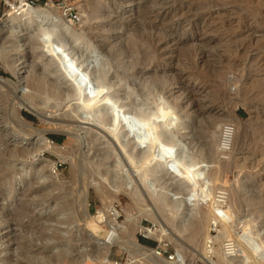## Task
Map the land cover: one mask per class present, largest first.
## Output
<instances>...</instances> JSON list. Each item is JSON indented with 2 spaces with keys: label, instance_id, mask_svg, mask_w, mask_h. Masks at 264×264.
<instances>
[{
  "label": "rangeland",
  "instance_id": "1",
  "mask_svg": "<svg viewBox=\"0 0 264 264\" xmlns=\"http://www.w3.org/2000/svg\"><path fill=\"white\" fill-rule=\"evenodd\" d=\"M57 1L61 0H55L59 7ZM20 3L0 0V49L5 52V58H0V163H7L9 170L0 176V264L5 259L7 264H39L36 258L48 261L53 257L56 261L51 259V264L64 258L66 264H73L65 254L67 249L76 256L84 254L83 248L90 243L87 239L91 236L87 228L90 222L85 226L80 220L81 190L86 193L88 212L93 217L113 202L121 214L119 222L131 212L140 224L153 231L160 230L162 225L170 233L161 241L138 233L136 227L130 233L137 243L157 249L164 258L180 251L188 264H264V0L61 2V6L68 5L81 18L72 22V29L108 61L109 88L101 95L95 92L94 105L90 103L89 108H101L105 103L117 108L120 102L128 107L135 100L130 102L126 98L127 90L133 93L132 98L147 101L151 108L163 106L167 114L177 117L178 127H184L173 130H177L183 144L207 173L205 180L194 181L195 208L201 227L194 237L190 228L180 232L171 206L159 202L143 186V176L151 173V164L143 159L131 162L111 123L101 124L94 116L78 117L76 110L87 109V104L83 101V89L78 88L67 65L73 53L66 60L60 56L75 50L73 38L64 39V47L58 51L53 40L50 42L33 27L35 35L19 32L22 21L8 26ZM29 3L44 6V0ZM55 6L48 9L57 12ZM54 59L58 67L53 66ZM40 79L45 80V87L53 84L60 88L59 95L34 86ZM28 106L38 114L30 112ZM12 109L28 125L19 124ZM223 125L235 127L236 132L233 150L220 153L217 145ZM125 128L120 127V133ZM35 130H42L47 141L65 152L64 157L47 150L37 158H9L13 149L32 147ZM68 131L87 135L86 147L80 149L77 138ZM82 156L84 160L80 161ZM118 158L122 161L118 170L132 180L130 193H113L109 181L104 179L109 176L105 171H110ZM45 160L52 163L46 169L56 176L57 186L45 188L39 175L25 181L12 180L20 165L40 168ZM101 160L104 162L100 165ZM92 179L103 180L102 192L89 184ZM147 206L157 214L148 215ZM212 218H218L224 239L237 244L235 258L220 256V241L224 239L214 240V260L205 257L204 237ZM101 226V231L107 230ZM217 233L218 230L211 232L212 236ZM143 239L154 243H145ZM119 247H111L109 258L126 264L129 254Z\"/></svg>",
  "mask_w": 264,
  "mask_h": 264
},
{
  "label": "bare ground",
  "instance_id": "2",
  "mask_svg": "<svg viewBox=\"0 0 264 264\" xmlns=\"http://www.w3.org/2000/svg\"><path fill=\"white\" fill-rule=\"evenodd\" d=\"M20 1H21L20 5L16 8L17 12L15 11V13L11 15L12 19L9 20L11 23L10 24L8 23L9 24L8 26L11 27L17 26L15 24L18 22L21 23L20 21H22L23 28L27 29L29 27L30 28L33 27L35 30H37V32L44 33L50 42L53 40V42L56 43L55 50L58 51H60V49L64 47V43L66 41V40L64 41V39L66 38L68 39V37L73 38V42L75 43L74 44L75 46L73 48L75 49L74 51L76 52H74L73 50L69 51V53L63 52L60 56L62 59L66 60L67 55L73 53L71 58H69L67 65L71 72L70 75L75 81V83L78 85V88L83 89L84 92L83 101L84 103L87 104V109L84 110L82 108L81 109L79 108L76 110L78 117L80 119H88L91 116H94L99 123L101 124L111 123L115 127V137L118 140V142L124 143L123 146L126 148V151L128 152V156L131 162L134 159H141V160L143 159L142 161H147L148 164H151L152 167L151 173L145 174V176H143L144 177L143 186H145L146 190L151 195L155 196L159 202L166 203L171 206V208L175 211L176 228L180 232L187 231V229L190 228L191 235L193 237L196 236L200 232L201 227H200V219L199 216H197L196 208H195L196 199H197L196 196L197 190L196 187L194 186V181L196 179L205 180L207 173H206V169L200 165L201 161L198 160L195 157V155L189 149H187V147L183 144L182 140L177 134L178 133L177 130H173L174 127H178V124H176L177 117L173 113L167 114L165 112V108L161 105H157V107L151 108L148 105L147 101L138 102V98L136 99L134 97L132 98L133 93L127 90H125L127 95L126 98L130 99L129 100L130 102H132L133 99L135 100L132 102V104H130V106L128 105V107L126 106L127 105L126 103H128L127 101L126 103H124L126 104L125 106L122 105L123 103L121 104V102L119 101L120 103H118L119 105L117 106V108L114 107L115 105L111 106L110 103H105L101 108H93V107L89 108L90 103L92 104V100L95 98L94 95L97 92H98L97 95H101L103 91L109 88L108 70H107V68H109L108 61L106 60V58L105 59L102 58V54L96 47L92 46L91 43L84 41L81 35L72 29L73 28L71 27L72 21L63 15L59 7L53 4H49L45 6H33L27 0H25V2L24 0H20ZM48 6H55L59 11L57 10V12L56 11L53 12L54 10L52 11V9L51 10L48 9ZM34 7H38V8H34ZM4 23L6 22H3V24ZM62 41H64V43ZM0 58H5V52L3 49H0ZM0 79H2L1 76ZM112 80H114V78ZM55 81L56 80H54V83ZM114 81H116V79ZM44 82L45 80L40 79L38 80L37 85L34 86H37V88L40 89L42 88V90L44 91L46 90L47 93L54 94L56 96L59 95L58 89L60 88L58 89L55 88L53 84H49L48 87H45ZM120 83L122 82L120 81ZM125 91L123 92L125 93ZM116 97L117 99H119L118 96ZM117 101L118 100H116L115 103H117ZM29 109L30 112H33L36 115L38 114V112L33 108H29ZM12 115L13 117L16 118V121L19 124L24 126L28 125V123L24 121L16 113L15 109H12ZM134 117H136L135 119L137 121L134 119ZM224 126L225 125H223L221 128L219 142L217 145L219 147L218 150H220V153H223V151L225 152L224 147L226 145H224L223 143L226 142H224V140L225 141L230 140L229 150H233V142L236 132V129L234 127L232 129V133L230 134L231 137H226V139H229L226 140L223 137ZM120 127H126L125 129L127 130L124 131L123 133H120V129H119ZM182 128L184 127H178V130ZM68 132L70 135H73L75 136V138H77L80 149H84L86 147L87 135L85 136L82 135L81 133L78 132L75 133L72 131H68ZM35 133H36L35 134L36 138L31 143L32 147H25L20 150L13 149L14 152L13 150L10 151V153H8L9 154L8 157L10 158L15 156H22L24 158L25 157L37 158L41 153L47 150L48 151L54 150L61 156L65 154V152L60 150L59 147L52 145L51 141L50 142L47 141L42 130H35ZM0 141H2V139ZM12 152L13 154H11ZM104 155L102 154L101 156ZM81 160H84V156H82V159L80 157V161ZM103 162L104 160H101L99 164L101 165V163ZM50 165H52V163L46 160L44 161V164L42 166H39L40 168L38 167L33 168L32 166L28 167V164L22 166L20 165V167L16 169V173H14L13 176L14 178L12 180H16L18 182V180L21 179L25 181L26 179H29V177H31L32 175H39L40 178L39 181L45 184V188L57 186L56 183L54 182L56 176H54L51 171L49 172V170L46 169V167H49ZM169 166L172 167L173 176H178L177 179H175V177L167 173L166 170L167 168H169ZM120 167H122V161L118 158L115 162L114 167L110 171L109 170L108 171L106 170L107 172L105 171V173H108L107 175L109 176H106L104 179L109 181L111 191L113 193L116 194L130 193L129 191H131V189L133 188L132 180L128 175L124 174L123 172L121 173L118 170V168ZM7 170H8V164L1 162L0 176L5 175L4 173ZM98 172H100V170ZM100 176L104 177V174H101ZM168 178L172 180L169 182ZM102 181L99 179H92L91 181H89L90 182L89 184L93 185L97 191L102 192L103 191ZM4 182H6V180ZM81 194L83 196L81 198V202L79 201L80 203L79 205L81 206L80 220L85 226L86 223L90 222V225L87 224L88 226L87 228H89L90 231L89 236L91 237L87 239L88 241H90V243L89 244L86 243L87 245H85V247L83 248L84 251L82 253L84 254H80L79 256H76L75 253H72L73 251L71 252L68 251L67 249V252H65V254L71 263L88 264L87 263L88 261H92L98 264H114L110 260L109 254L111 252V247L113 245L116 246L118 245L123 249H125L129 254V258H127L128 260L126 264H131L135 261H139L143 264H171L169 262L172 261L162 257L157 249H151L149 247L137 243L134 237H132L130 233V230L136 227L138 233L144 235H151L153 237H156V239H158L159 241H161L163 238H165L166 234L170 233V232L169 233L166 232V230L162 225L160 230L153 231L152 230L153 228L144 227L142 224H140L139 219H137L136 216H134L131 212H127L126 218L123 221L119 222V219L117 220L116 218L109 216L112 208L116 207V203H115L116 201L114 202L115 204H112L113 203L112 202L110 205L105 206V208L98 210V214L93 217L88 212V207H87L88 202L86 199L85 191L81 190ZM219 202H222V200ZM142 209L143 210L141 211H144L143 207ZM139 212H140V207H139ZM145 212L147 214L148 212L157 214L156 210L151 206H147V208H145ZM145 212L144 214H146ZM94 219L97 222H95ZM101 224L103 226H106L107 228L106 231L104 232L101 231L103 228ZM213 227H215V229L218 230V233L215 236H212L211 234L212 232L211 230H213ZM219 227H221V225L219 223L218 218H212L211 221L209 222L207 234L204 237L205 244H204L203 252L205 254V257L208 256V258H210L211 261L214 260L213 255L217 254V251L213 246L214 240L216 241L222 240L225 237L224 233L222 232L220 233L221 228ZM229 228L231 229V224H229ZM242 237L246 243L249 242V239L246 236H242ZM226 241H229L234 245L235 249L233 250V252H229L224 248V244ZM220 243L222 244V248L221 250H219V253L221 254L220 256H222V258L232 259L238 255L237 244L235 243L234 240L224 239L223 241H220ZM89 245H92V248H90L91 246ZM87 246H89L90 249L87 248ZM64 250L66 249L64 248ZM26 258L28 259V257ZM48 258L50 259V257ZM36 259H38L39 264L44 262H46V264H51L50 262L51 259L48 261L47 260L43 261L42 258H36ZM174 260H173L174 264H188L185 259V256L180 251L177 253ZM66 261H67L66 258H64L60 261L54 263L52 262V264H66L65 263ZM8 262H9L8 259H5L4 264H7ZM208 264H217V263L216 261H212Z\"/></svg>",
  "mask_w": 264,
  "mask_h": 264
},
{
  "label": "built area",
  "instance_id": "3",
  "mask_svg": "<svg viewBox=\"0 0 264 264\" xmlns=\"http://www.w3.org/2000/svg\"><path fill=\"white\" fill-rule=\"evenodd\" d=\"M29 2H32V3H35L39 0H28ZM61 1H57V5L59 6V9L62 11L63 15L66 16L68 19H70L72 22H79L80 21V16L78 15L77 12H73V9L71 7H69L68 5L64 4L61 6ZM55 0H44V6L45 5H49V4H53L55 5ZM232 129H233V126H230V125H225L224 126V132H223V137L224 139H226V137H231L230 134L232 133ZM226 140H229V139H226ZM224 142L226 143H223L224 145H226L224 147V150L225 151H228L229 150V147H230V140L229 141H225ZM120 211L118 210L117 206L116 207H113L112 210L110 211V214L109 216L113 217V218H116L117 220L120 218ZM216 230L215 227H213V230L214 231ZM144 235V234H143ZM224 248L229 251V252H233V250L235 249L234 248V245L229 242V241H226L225 244H224ZM160 255L162 256V253L159 251ZM163 257V256H162ZM167 260H170V261H173L175 259V255L174 254H169L168 255V258L166 257ZM114 264H122L120 262H118L117 260H111ZM92 264H98V263H92Z\"/></svg>",
  "mask_w": 264,
  "mask_h": 264
},
{
  "label": "water",
  "instance_id": "4",
  "mask_svg": "<svg viewBox=\"0 0 264 264\" xmlns=\"http://www.w3.org/2000/svg\"><path fill=\"white\" fill-rule=\"evenodd\" d=\"M5 27H6V25L4 26V28H5ZM4 28H3V29H4ZM18 30H19V32H20V31H26V32L29 31V32H30L29 34H32V35H35V33H36L35 30H34L33 28H31V29H27V30H22V29L19 27ZM11 33H12V32H11ZM41 52H42V50H41ZM53 66H54V67H58V64H57L56 59H54V61H53ZM43 71H44V70H43ZM56 77H57V76H55V78H56ZM166 171H167V173H168L169 175H172V176H173L172 167L169 166V168H167ZM173 177H175V179H177L178 176H173ZM56 258H57V256H56Z\"/></svg>",
  "mask_w": 264,
  "mask_h": 264
},
{
  "label": "trees",
  "instance_id": "5",
  "mask_svg": "<svg viewBox=\"0 0 264 264\" xmlns=\"http://www.w3.org/2000/svg\"><path fill=\"white\" fill-rule=\"evenodd\" d=\"M28 117H31V115H29V114H26ZM54 139H57V138H59V137H57V136H52ZM143 241L145 242V243H149V244H153L154 242L153 241H151V240H146V239H143Z\"/></svg>",
  "mask_w": 264,
  "mask_h": 264
}]
</instances>
